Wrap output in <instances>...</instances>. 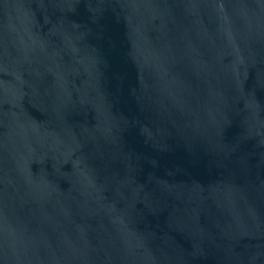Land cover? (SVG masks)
<instances>
[{
	"label": "water",
	"instance_id": "95a60500",
	"mask_svg": "<svg viewBox=\"0 0 264 264\" xmlns=\"http://www.w3.org/2000/svg\"><path fill=\"white\" fill-rule=\"evenodd\" d=\"M0 264H264V0H0Z\"/></svg>",
	"mask_w": 264,
	"mask_h": 264
}]
</instances>
